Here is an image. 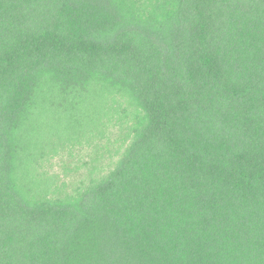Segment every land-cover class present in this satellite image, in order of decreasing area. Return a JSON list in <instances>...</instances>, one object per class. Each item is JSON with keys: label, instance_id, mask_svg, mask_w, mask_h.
I'll return each instance as SVG.
<instances>
[{"label": "trees", "instance_id": "obj_1", "mask_svg": "<svg viewBox=\"0 0 264 264\" xmlns=\"http://www.w3.org/2000/svg\"><path fill=\"white\" fill-rule=\"evenodd\" d=\"M0 264H264V0H0Z\"/></svg>", "mask_w": 264, "mask_h": 264}]
</instances>
